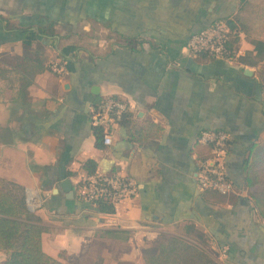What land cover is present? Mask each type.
I'll return each mask as SVG.
<instances>
[{"label":"crops","instance_id":"1","mask_svg":"<svg viewBox=\"0 0 264 264\" xmlns=\"http://www.w3.org/2000/svg\"><path fill=\"white\" fill-rule=\"evenodd\" d=\"M245 1L0 0V177L42 198L34 212L44 251L66 264H145V251L177 234L220 264H264V221L253 199L195 180L202 129L229 132L226 172L244 190L248 145L264 138V52L254 49L264 31L239 46L236 33L232 59L193 55L186 45L215 19H237ZM39 53L46 66L62 59L65 71L39 69ZM107 94L130 106L110 144L88 116ZM87 158L97 173L135 181L136 193L112 213L77 197Z\"/></svg>","mask_w":264,"mask_h":264},{"label":"trees","instance_id":"2","mask_svg":"<svg viewBox=\"0 0 264 264\" xmlns=\"http://www.w3.org/2000/svg\"><path fill=\"white\" fill-rule=\"evenodd\" d=\"M235 21L236 18L226 20L229 28L228 33H230V30L235 29ZM20 30H25V28ZM37 30L42 34H54V29L43 25H39ZM126 43L130 45V39H127ZM233 43L234 40L229 38L228 46L234 51ZM254 49L257 55L263 56L264 41H254ZM41 58L42 56L39 53V56L35 59L39 69L44 67L49 69L48 64L47 66L44 65ZM261 80L264 101V76ZM94 132L97 139H99L102 132L101 128L95 127ZM196 150L199 158L211 154L209 144L198 142ZM247 151V155L243 159L244 187L249 189L247 195L253 199L254 206L264 221V187L251 188L259 181L257 167L264 166V138L251 142ZM82 166L88 172H93L96 163L93 159L87 158ZM207 190L217 192L212 189ZM237 198L239 196L233 195L231 201L234 202ZM92 205L100 212L112 213L115 210L113 204L102 197L97 198ZM43 229L44 226L40 217L26 206L24 186L14 180L0 177V250L5 253L3 264H66L59 258L51 256L42 248L41 233ZM115 231L105 229L100 233L112 235ZM143 259L145 264H220L201 245L177 234H170L164 241L159 242L156 251H145Z\"/></svg>","mask_w":264,"mask_h":264},{"label":"built area","instance_id":"3","mask_svg":"<svg viewBox=\"0 0 264 264\" xmlns=\"http://www.w3.org/2000/svg\"><path fill=\"white\" fill-rule=\"evenodd\" d=\"M225 19H215L206 27L192 32L186 42L190 54L205 53L212 57L232 59L233 50L228 46L229 34ZM49 69L57 74L65 71L62 59H52L48 62ZM130 108L129 103L112 94L105 95L100 101L89 106V121L92 126L100 127L102 142L110 144L114 127L120 122L125 112ZM198 142L209 144L211 154L198 158L195 171V180L202 189H212L222 194L243 195L244 189L238 188L228 176L225 167V158L229 151L231 136L221 128L202 129L199 132ZM136 193V184L130 177L118 171L97 173L95 171L82 175L77 197L92 204L99 197L109 200L114 209L119 202ZM27 208L34 212L43 205L42 198L33 190H25ZM224 256L227 247L220 250Z\"/></svg>","mask_w":264,"mask_h":264},{"label":"rangeland","instance_id":"4","mask_svg":"<svg viewBox=\"0 0 264 264\" xmlns=\"http://www.w3.org/2000/svg\"><path fill=\"white\" fill-rule=\"evenodd\" d=\"M236 25L234 30H230L229 38L234 40L236 33L242 31L240 34V42L236 45L239 46L242 42V39L251 40L256 37L260 32L264 31V0H246L245 3L241 6L239 17L236 19ZM263 23V24H262ZM237 31V32H236ZM264 33V32H263ZM242 38V39H241ZM237 49H234V56H236ZM264 62L260 67L259 73L260 77L263 79L264 76ZM259 174V181L253 185L251 188H260L264 187V166L260 165L257 167ZM246 190V193H245ZM244 193L248 194L249 189L245 187Z\"/></svg>","mask_w":264,"mask_h":264},{"label":"water","instance_id":"5","mask_svg":"<svg viewBox=\"0 0 264 264\" xmlns=\"http://www.w3.org/2000/svg\"><path fill=\"white\" fill-rule=\"evenodd\" d=\"M244 72L247 73V74H249V73H251V69H250L249 67H244ZM61 184H62V186H63V188H64L65 190H67V191H71L70 180H69V178H63Z\"/></svg>","mask_w":264,"mask_h":264}]
</instances>
